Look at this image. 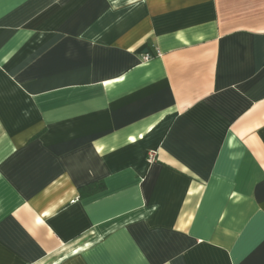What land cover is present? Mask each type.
Here are the masks:
<instances>
[{
    "label": "crops",
    "instance_id": "0c3cea01",
    "mask_svg": "<svg viewBox=\"0 0 264 264\" xmlns=\"http://www.w3.org/2000/svg\"><path fill=\"white\" fill-rule=\"evenodd\" d=\"M0 264H264V0H0Z\"/></svg>",
    "mask_w": 264,
    "mask_h": 264
},
{
    "label": "trees",
    "instance_id": "16d2710c",
    "mask_svg": "<svg viewBox=\"0 0 264 264\" xmlns=\"http://www.w3.org/2000/svg\"><path fill=\"white\" fill-rule=\"evenodd\" d=\"M99 185H100V184H99ZM95 187H96V186H95ZM95 187H94V186H92V187H88V188L82 189V191L88 189V193H91L92 191L95 190Z\"/></svg>",
    "mask_w": 264,
    "mask_h": 264
}]
</instances>
